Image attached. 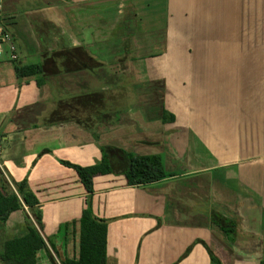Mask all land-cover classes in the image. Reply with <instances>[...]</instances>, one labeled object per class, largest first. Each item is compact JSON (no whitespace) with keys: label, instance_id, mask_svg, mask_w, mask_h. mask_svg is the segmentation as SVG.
Returning a JSON list of instances; mask_svg holds the SVG:
<instances>
[{"label":"crops","instance_id":"0c3cea01","mask_svg":"<svg viewBox=\"0 0 264 264\" xmlns=\"http://www.w3.org/2000/svg\"><path fill=\"white\" fill-rule=\"evenodd\" d=\"M1 11L16 61L25 64L23 46L45 66L38 84L0 59V188L27 178L40 202L48 248L37 264L78 257L73 223L87 191L61 160L99 164L102 147L112 172L94 175L92 206L108 220V264H212L209 249L222 264H260L264 0H2ZM125 39L130 58L94 52ZM114 66L132 91L111 109L108 87L95 86ZM130 152L161 155L171 175L128 184ZM195 182L208 183L206 204L187 197ZM28 215L12 211L4 237L26 233ZM218 215L236 220L235 243L213 225Z\"/></svg>","mask_w":264,"mask_h":264},{"label":"trees","instance_id":"16d2710c","mask_svg":"<svg viewBox=\"0 0 264 264\" xmlns=\"http://www.w3.org/2000/svg\"><path fill=\"white\" fill-rule=\"evenodd\" d=\"M77 56L70 53V59ZM15 70L17 76L20 78L37 75L39 76L37 79L38 84L45 82V66L41 62L23 64L15 61ZM169 116V119L174 120V115ZM105 148L102 147V161L92 166H82L61 160L63 164L77 171L87 191L86 207L79 220L73 223V226L76 227L75 232L79 237L78 257H67L61 264H108V220L95 215L92 206L94 175L96 173L112 172V164ZM126 155L128 166L124 174L130 185H144L160 181L171 175L165 170L161 155H142L131 152L126 153ZM22 208H28L32 214V217L30 215L26 217L27 232L14 238L6 239L4 237V225L8 216L12 211ZM212 223L225 233V237L229 242L235 243L237 233L236 220L218 215L212 218ZM42 227L40 202L35 193L30 189L27 178L16 181L12 177H4L2 187L0 188V236L2 240L0 260L3 264H37V250L42 247L48 248L42 233ZM209 252L212 264H222L220 258L211 249H209ZM53 260L54 264H58L54 257ZM260 264H264V253L260 259Z\"/></svg>","mask_w":264,"mask_h":264},{"label":"rangeland","instance_id":"374dc122","mask_svg":"<svg viewBox=\"0 0 264 264\" xmlns=\"http://www.w3.org/2000/svg\"><path fill=\"white\" fill-rule=\"evenodd\" d=\"M123 42H121L120 44L116 45L114 44L113 46L111 45V42H107L105 44V46L101 47L98 46L99 48H97L96 51H94V49H92L94 52H97L99 54V51L102 50H106L109 51L107 52V58H109L112 62H118L121 59L124 58H130L133 56V53L131 52H127V48H132L130 41L128 39L122 40ZM111 45V46H110ZM22 46V44H21ZM111 47V48H110ZM124 50V52H122ZM92 51V52H93ZM126 51V52H125ZM113 52V53H112ZM105 53V52H103ZM8 56V55H7ZM22 57H23V62L25 64L31 63V62H39V59L35 57L30 56L29 54H27V52L25 51L24 47L22 46ZM112 73V78L109 80H101L98 81V84L95 87H101L102 85H106L108 87V89L106 90L105 94L107 93V97L112 96V102H111V109H115V108H120L122 106H124L125 104L121 105L122 102H120V100H115V98H120L121 94H125V92H131V86L128 85L125 80H123V77L121 76V73L118 71L117 68H115ZM95 80L97 81V79L95 78ZM104 94V92H103ZM108 104V99L107 102L105 103V109L106 111H110V106L107 105ZM194 189L191 192L190 195L187 194V197L191 200H193L194 202L196 201H200L203 204H206L207 201H210V197H209V188H208V183H202L200 182L199 184L197 182H195V184L193 185ZM189 190V189H188ZM187 190V191H188ZM185 195V194H184ZM186 197V198H187ZM187 198V199H188ZM247 238H244L242 240V243L245 246H249L251 243L247 241ZM2 249V240H1V236H0V250ZM55 259V258H54ZM56 260V259H55ZM56 262L58 263V261L56 260ZM0 264H3V262L0 260Z\"/></svg>","mask_w":264,"mask_h":264},{"label":"built area","instance_id":"2783aa9c","mask_svg":"<svg viewBox=\"0 0 264 264\" xmlns=\"http://www.w3.org/2000/svg\"><path fill=\"white\" fill-rule=\"evenodd\" d=\"M1 10L2 0H0V59L8 55L11 60L16 61L19 57L18 47L5 27Z\"/></svg>","mask_w":264,"mask_h":264}]
</instances>
